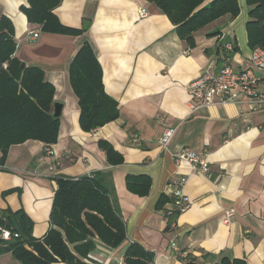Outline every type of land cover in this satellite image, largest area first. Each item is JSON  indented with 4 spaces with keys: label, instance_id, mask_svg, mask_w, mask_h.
I'll use <instances>...</instances> for the list:
<instances>
[{
    "label": "crops",
    "instance_id": "obj_1",
    "mask_svg": "<svg viewBox=\"0 0 264 264\" xmlns=\"http://www.w3.org/2000/svg\"><path fill=\"white\" fill-rule=\"evenodd\" d=\"M237 1L238 17L219 19L196 32L195 46L188 50L166 16L143 0H63L55 14L64 26L80 30L78 36L41 34L20 12L26 0H0V18L14 26L15 56L25 66L40 67L55 89L54 103L64 105L55 145L27 141L9 150L5 170H0V210H23L33 222L32 235L41 238L49 228L58 178L110 170L126 241L114 250L98 243L92 254L97 264H120L131 243L153 252L155 264H182L178 257L183 254L199 264L224 259L264 264V113L250 112L244 104L191 112L187 92L210 62L217 61L220 68L219 57L234 71L247 68V6L245 0ZM85 21L89 24L83 30ZM35 32V40L26 38ZM228 39L235 50L221 54L220 45ZM85 42L102 69L104 91L120 112L116 121L89 133L80 128L68 75ZM256 90L264 95V77ZM166 127L175 132L163 151L159 139ZM100 140L123 156L122 165L107 166L97 146ZM184 150L205 159L209 173L177 163L175 156ZM127 176H148V195L130 193ZM182 179L189 207L170 237L163 233L166 221L155 205ZM12 189L19 192L2 196Z\"/></svg>",
    "mask_w": 264,
    "mask_h": 264
},
{
    "label": "trees",
    "instance_id": "obj_2",
    "mask_svg": "<svg viewBox=\"0 0 264 264\" xmlns=\"http://www.w3.org/2000/svg\"><path fill=\"white\" fill-rule=\"evenodd\" d=\"M20 8L27 22L41 34L78 36L81 31L64 26L55 10L63 0H26ZM166 16L177 37L187 49L195 46L194 34L215 21L234 20L240 14L237 0H143ZM248 21L247 44L253 50L264 49V0H245ZM218 33H211L215 36ZM220 45L224 54V45ZM17 43L14 26L7 17L0 18V170L4 171L9 150L27 141L46 147L55 145L60 126L52 117L55 89L38 66H25L15 56ZM235 48L233 46L234 51ZM231 51V52H232ZM220 56V55H218ZM223 62L225 59L219 57ZM69 82L78 100L79 125L89 133L119 116L118 103L109 97L102 83V69L92 47L83 43L68 68ZM98 148L104 153L107 166L114 168L124 159L106 141ZM47 153V150H46ZM49 214V228L41 238L32 235L33 222L23 210H0V257L12 255L19 264H97L92 254L99 243L111 250L126 241V228L115 194L112 173L98 171L80 178H58ZM126 189L139 197L150 191L148 176H127ZM19 190L2 193L5 197ZM173 195H161L155 205L166 221L163 231L173 237L177 218L182 213ZM166 204L169 207H166ZM9 233V240L2 238ZM16 235V236H15ZM155 255L138 243H131L123 264H155ZM182 264H199L178 257ZM218 264H247L243 260L224 259Z\"/></svg>",
    "mask_w": 264,
    "mask_h": 264
},
{
    "label": "built area",
    "instance_id": "obj_3",
    "mask_svg": "<svg viewBox=\"0 0 264 264\" xmlns=\"http://www.w3.org/2000/svg\"><path fill=\"white\" fill-rule=\"evenodd\" d=\"M140 16H146L144 11H140ZM37 37L38 34L36 32L29 33L26 36L31 41ZM224 50L231 52L233 50L232 43H226ZM217 64V61L210 62L205 73L187 86L190 111L194 112L211 105L244 104L250 112L264 113V95L259 94L256 90L260 77H264V49L255 48L251 50L248 66L243 71H234L225 60L220 65V68L217 67ZM216 69L218 72H214ZM254 69L258 73H255ZM174 132L175 129L164 128L159 139L161 150L166 151ZM133 142L137 143V138H134ZM175 160L177 163H188L192 170L204 174L209 173L205 159H202L192 151L184 150L180 152L175 156ZM183 183V179L175 183L176 189L171 193L178 199L177 205L182 213L189 207V203L181 192ZM230 216H226L224 219L225 223ZM2 238L9 240V233L2 232ZM171 245L174 247L173 243ZM185 257L186 255L183 254L182 258L184 259ZM120 264H123L122 261H120Z\"/></svg>",
    "mask_w": 264,
    "mask_h": 264
},
{
    "label": "water",
    "instance_id": "obj_4",
    "mask_svg": "<svg viewBox=\"0 0 264 264\" xmlns=\"http://www.w3.org/2000/svg\"><path fill=\"white\" fill-rule=\"evenodd\" d=\"M88 25L89 23L88 22H83V30H86L87 28L85 27V25ZM25 68V65L22 63L21 64V69ZM63 108H64V105L61 104V103H58V102H55L53 104V107H52V117L54 119H60L61 115H62V111H63Z\"/></svg>",
    "mask_w": 264,
    "mask_h": 264
},
{
    "label": "rangeland",
    "instance_id": "obj_5",
    "mask_svg": "<svg viewBox=\"0 0 264 264\" xmlns=\"http://www.w3.org/2000/svg\"><path fill=\"white\" fill-rule=\"evenodd\" d=\"M255 73H258L256 69H254ZM0 264H19V262L10 254H5L0 257Z\"/></svg>",
    "mask_w": 264,
    "mask_h": 264
}]
</instances>
